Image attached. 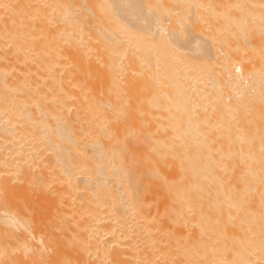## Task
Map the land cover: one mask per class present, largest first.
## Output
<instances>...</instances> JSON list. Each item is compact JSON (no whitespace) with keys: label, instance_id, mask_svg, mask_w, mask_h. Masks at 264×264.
Segmentation results:
<instances>
[{"label":"bare ground","instance_id":"obj_1","mask_svg":"<svg viewBox=\"0 0 264 264\" xmlns=\"http://www.w3.org/2000/svg\"><path fill=\"white\" fill-rule=\"evenodd\" d=\"M0 264H264V0H0Z\"/></svg>","mask_w":264,"mask_h":264}]
</instances>
